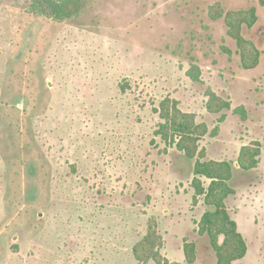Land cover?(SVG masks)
<instances>
[{"label":"rangeland","instance_id":"1","mask_svg":"<svg viewBox=\"0 0 264 264\" xmlns=\"http://www.w3.org/2000/svg\"><path fill=\"white\" fill-rule=\"evenodd\" d=\"M215 4L257 10L243 30L262 52L256 69L241 66ZM209 92L231 108L208 112ZM167 98L219 128L200 143L212 159L239 170L241 145L259 144L258 168L232 183L248 247L234 264H264V0H92L63 23L0 0V264H139L133 249L150 219L159 226L166 187L194 165L156 136ZM167 225L163 238L197 239L195 264H217L207 237ZM177 241L164 238L162 256L187 264Z\"/></svg>","mask_w":264,"mask_h":264},{"label":"trees","instance_id":"2","mask_svg":"<svg viewBox=\"0 0 264 264\" xmlns=\"http://www.w3.org/2000/svg\"><path fill=\"white\" fill-rule=\"evenodd\" d=\"M92 0H27L29 12L39 18H45L57 23L75 20L83 15ZM210 16L214 21L224 19L228 27V36L235 41L241 57V66L246 70L256 69L261 60L262 52L243 36L244 28H253L259 21L257 10L224 11L220 4L210 9ZM230 53V51H228ZM187 75L198 83L202 72L198 65L191 63ZM208 112L219 114L229 110L231 104L218 95L209 92ZM242 110V109H241ZM240 110V111H241ZM237 110V112H240ZM160 123L156 136L160 137L169 147H175L189 161H194L193 182L194 204L202 198L206 211L198 223V234L207 237L213 248L217 264H234L245 258L248 252L247 243L239 232L237 223L232 219L227 201L235 195L231 182L234 178V163L230 161L210 160L205 149H201V141L206 136L215 137L219 128L210 131L206 123H199L196 115L184 113L178 103L167 98L157 111ZM243 112V110H242ZM243 118L246 114L242 113ZM225 115L220 118L223 122ZM258 146V147H257ZM261 150L258 143L242 147L237 163L239 169L251 172L258 168ZM202 179H206L207 186ZM223 238V242L220 239ZM164 247L156 219L148 222L146 236L133 249L135 259L139 264H179L171 263L162 256ZM183 251L185 262L195 264L197 261V245L185 240Z\"/></svg>","mask_w":264,"mask_h":264},{"label":"crops","instance_id":"3","mask_svg":"<svg viewBox=\"0 0 264 264\" xmlns=\"http://www.w3.org/2000/svg\"><path fill=\"white\" fill-rule=\"evenodd\" d=\"M244 146L245 145H241V149ZM241 149H240V151H241ZM240 151H239V153H240ZM238 156H239V154H238ZM208 158L210 160H215V159H212L211 157H209V155H208ZM234 165H236V163H234ZM190 169L192 171H191L189 178L187 177L186 179H184V177L181 178L178 175L177 179H180V181L178 182L177 179H173V182H171L167 186L169 188L166 187V189H165L166 194L164 195V199H163L164 204L161 207L163 215H162V218L158 220L159 226L167 225V223H168L167 227H168V229H171L169 226L171 224L173 226H175V228L177 226H179L180 224L181 225L185 224L187 226L188 230L190 228H193L192 229L193 231L197 230V229H195V227H197V224L200 222V220H201V218H202V216L206 210H205V207H204V205L200 199H199V202L197 205L194 204V191H193V189H191V186H190L191 181H192L193 176H194L193 175L194 165L191 166ZM174 173H176V172H174ZM185 182L189 183L190 187L188 185H186ZM189 188L191 189L192 192L189 191ZM238 195H239V193H237L233 197L229 198L227 201V206H228V209H229V212H230L232 219L237 223L239 232L243 234V232L241 231V225H240L239 220L237 218L238 212L234 211V210H236L235 203L237 201L236 199H237ZM169 207H171L172 209H169ZM181 207H183L184 210H181ZM197 209H200L202 211V213L199 215L197 214L195 216L194 213L197 211ZM182 216L184 217L183 219L181 218ZM198 218H199V220H198ZM165 232H167L169 234L168 230H165ZM164 236H165L164 238H165L167 246H168L170 240L180 241V243H177L178 242L177 241L176 244L174 242H172L171 243L172 248L179 247V245H181V247L184 246L182 241L178 239V236H174L175 239L171 238L170 240H169V237L167 238L166 235H164ZM197 247L199 249V243H198ZM198 253H199V250H198ZM210 254H212V253H210ZM168 259L171 260V263H174V261H175L173 258L171 259L168 257ZM178 263H182V262L178 261Z\"/></svg>","mask_w":264,"mask_h":264},{"label":"flooded vegetation","instance_id":"4","mask_svg":"<svg viewBox=\"0 0 264 264\" xmlns=\"http://www.w3.org/2000/svg\"><path fill=\"white\" fill-rule=\"evenodd\" d=\"M207 151V155H208V150H206ZM215 161H230V162H232L230 159H221V160H215ZM249 173V172H245V171H243V170H241V169H239V170H234V178H233V180H232V182H231V185H232V183H233V181L235 180V178H236V175H237V173ZM193 178H194V176H193ZM202 181H203V183L207 186V180L206 179H202ZM192 182H193V179H192V181H191V184H190V186H191V188H192ZM233 187V186H232ZM193 189V188H192ZM233 189H235L234 187H233ZM194 191V190H193ZM235 194H236V189H235ZM234 196V195H233ZM233 196H231V197H233ZM230 197V198H231ZM200 200L202 201V203H203V205H204V202H203V200H202V198H200ZM197 230H195V231H198V224H197V228H196ZM197 240V239H196ZM196 240H194L193 242L194 243H196V245H198V242L196 241ZM197 251H198V247H197ZM200 251V250H199ZM200 253V252H199Z\"/></svg>","mask_w":264,"mask_h":264}]
</instances>
